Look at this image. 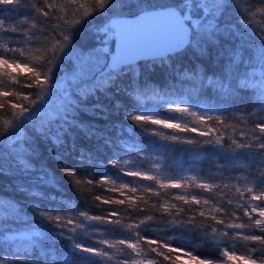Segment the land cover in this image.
Returning a JSON list of instances; mask_svg holds the SVG:
<instances>
[{"label": "snow or ice", "instance_id": "obj_1", "mask_svg": "<svg viewBox=\"0 0 264 264\" xmlns=\"http://www.w3.org/2000/svg\"><path fill=\"white\" fill-rule=\"evenodd\" d=\"M89 25L94 42L80 45ZM217 50L227 61L212 69L203 58ZM189 54L193 67L177 74L192 99L149 86L144 66L174 70ZM206 88L215 93L208 100ZM244 90H252L254 110L236 115L231 105L249 95ZM121 94L128 99L117 100L114 113L99 102ZM121 111L123 120L113 119ZM82 113L110 120L116 140ZM0 116L7 117L0 145L10 149L0 153V177L14 171L7 158L24 173L35 170L33 159L54 160L76 191L88 185L115 194H94L90 204L82 195L85 207L71 215L43 204L56 195L39 191L28 206L0 199V264H264V0H0ZM77 133L113 150L98 177ZM138 136L155 139L141 147ZM177 144L195 159L209 148L223 154L232 162L223 166L227 174L218 167L162 178L159 164L145 166L152 152ZM77 167L89 171L80 176ZM38 179L63 189L44 164ZM18 191L29 193L23 185Z\"/></svg>", "mask_w": 264, "mask_h": 264}, {"label": "trees", "instance_id": "obj_2", "mask_svg": "<svg viewBox=\"0 0 264 264\" xmlns=\"http://www.w3.org/2000/svg\"><path fill=\"white\" fill-rule=\"evenodd\" d=\"M242 7H248L247 4H242ZM261 16L257 15L254 18L253 26L259 27L261 23ZM104 21L102 18H99L96 20V24H102ZM93 25H89L88 28L80 35L79 37V43L80 45H87L90 44L93 41V32H92ZM247 31V29H245ZM253 39H255V36L253 35ZM235 43H239L237 40ZM231 42L226 45L225 47H231ZM219 50L216 52H213L210 58H203L205 61L210 65L212 69H218L221 67L219 61L224 60L227 61V57L224 55L218 54ZM195 61V58L189 55H185L183 57L178 58L176 61H174V70H169L167 68H161L157 66L155 69H152L150 65L144 66L142 68V72L144 74V78L147 79L148 84L150 87L153 88H160V89H169L174 90V98L176 97H182L186 99H192L188 96V93L186 89L190 87V84L187 80L180 79V75L184 71L189 70L193 67V62ZM195 63H199L196 61ZM204 71L208 75H212V72L209 71L207 68L204 69ZM249 93V95H244L243 92L241 93L240 97L231 105L233 109H237L235 112L236 115H240L241 113L238 111V109L245 108L248 111H252L253 109V92L252 90H244ZM215 93L211 89H204L203 94L201 96V99L208 100L211 97H213ZM128 99V97L121 94L119 97L113 98L112 100H107L104 98H101L99 101L100 103H103L106 107L109 108L111 112H115L116 110V102L117 100L121 105L125 103V100ZM193 102H195L193 100ZM7 118L0 116V119ZM81 119L85 122H91L94 123L100 132L106 133L107 136L112 137L114 140L117 138L118 133V127L112 128L110 126V120H105L102 118H93L91 116H88L87 114L82 113ZM111 119V118H110ZM113 119L123 120V113L121 111V115L119 117H113ZM188 119H191L190 117ZM162 131H168L163 130ZM232 130L229 129L227 132V135H231ZM79 139L81 140L82 146L85 150V152H91L93 157L96 160L97 168L93 171L94 176H99L101 174V170H99L100 167H104L105 170L109 167L108 161L113 155V150L109 148L107 145L104 144L103 138H96L93 137L92 139H85L82 134L77 133ZM194 135V134H189ZM146 139H155L148 136L143 137H135L134 142L141 147H146V145L143 144V140ZM133 141H130V143ZM158 143H163L162 141H157ZM53 152H59L61 149L56 148V146H50ZM187 145H171L168 150L159 149V155H156L155 152H152L150 154V159H145L144 164L146 167H151L155 169V166L159 164L161 168L160 175L162 178H171L172 176H187L190 175L192 172H200L203 170L204 172L211 171L212 173H215L217 171V168H222L225 173L227 174V169L223 166L226 164L232 163L231 161L227 160L223 154H217L213 149L209 148L202 155H200L199 159H195V153L187 150ZM10 149L7 147L6 142L3 145H0V153H3L5 157H8V152ZM49 159H51L49 157ZM34 171H31L29 173H24L18 164L17 161L12 160L11 158H7L6 167H11L14 169L13 173L10 175H6L3 177H0V199H3L6 203L8 201L12 202H19L21 204H24L25 206H28L30 201L35 199L30 195L31 191H39L43 192L46 195H56V201L50 202V201H43V204L52 203L54 207L62 208L63 211L71 215L70 208H84L85 207V200L81 198V196L88 197L87 203H91V197L94 194H102V195H115V194H105L103 192V189L100 188H92L91 186L84 185L80 188L79 191H76L73 189V185L71 183L67 184V178H64L62 173H60L59 169L55 168V161L54 160H45L41 162H36L35 159L32 160ZM78 161H71V164L78 165ZM238 164L246 163V161L242 158L241 160L236 161ZM44 164L49 168V171H54L57 175V177L60 178V184L63 189H59V193H57V189L49 188L48 186L42 184L38 177L40 175V168L41 165ZM76 170L79 172L78 175L83 176L86 174L89 170L85 168H79L77 167ZM110 171V169H108ZM235 175H239V170H237ZM219 183V181H215ZM23 185L26 188L29 189V193H21L18 191V186ZM91 188V191L89 189ZM179 190H171L172 194H176ZM225 192H227V189H225ZM207 195V194H205ZM228 195H232V193H228ZM164 200H171V195L165 196L163 198ZM61 201L64 203L61 204ZM151 203V201H150ZM107 207V206H102ZM146 214H153L150 207L145 206ZM92 211H99L98 209H92ZM30 214V213H29ZM145 213H142L141 215H144ZM191 213H189L190 215ZM12 215H15V213H12ZM155 215L159 216V213H155ZM15 227L18 228L20 231L25 230V226L23 224L16 225ZM189 238H193V234H188ZM12 241L18 240L17 237H10L9 238ZM195 243H199V241H195ZM15 247H21L22 245L20 243H15ZM202 251L205 252V254H208L211 250L210 249H203ZM238 255L241 254L240 252L237 253ZM154 256V254H151Z\"/></svg>", "mask_w": 264, "mask_h": 264}, {"label": "water", "instance_id": "obj_3", "mask_svg": "<svg viewBox=\"0 0 264 264\" xmlns=\"http://www.w3.org/2000/svg\"><path fill=\"white\" fill-rule=\"evenodd\" d=\"M146 54H153V53L149 52V53H146Z\"/></svg>", "mask_w": 264, "mask_h": 264}, {"label": "rangeland", "instance_id": "obj_4", "mask_svg": "<svg viewBox=\"0 0 264 264\" xmlns=\"http://www.w3.org/2000/svg\"><path fill=\"white\" fill-rule=\"evenodd\" d=\"M185 259V261H186V258H184Z\"/></svg>", "mask_w": 264, "mask_h": 264}]
</instances>
